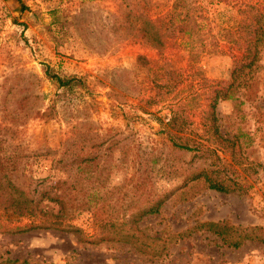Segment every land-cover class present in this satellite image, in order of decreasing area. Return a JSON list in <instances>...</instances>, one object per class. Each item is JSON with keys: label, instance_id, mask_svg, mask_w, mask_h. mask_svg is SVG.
<instances>
[{"label": "rangeland", "instance_id": "1", "mask_svg": "<svg viewBox=\"0 0 264 264\" xmlns=\"http://www.w3.org/2000/svg\"><path fill=\"white\" fill-rule=\"evenodd\" d=\"M118 1L0 0V150L13 155L18 181L22 171L34 178L53 174V160L64 151L68 158L78 152L102 156L100 168L102 163L110 167L108 182L101 185L102 190H110L103 211L109 221L119 216L129 219L132 199L141 196L143 203L151 186L164 196L165 203L160 212L139 220L142 236L137 245L117 239L85 241L84 237L97 231L87 211L73 220L83 231H17L15 226L28 219L12 220V214L0 211V264H264V241L255 238L256 234L264 237V46L251 86L236 92L240 99H222L216 108L222 133L238 142L235 158L227 141L219 143L203 133L202 106H189L190 130L185 133L193 139L190 145L195 139L202 142L200 149L173 146L164 130L170 108L159 101L149 106L156 116L143 110L147 95L156 90L144 86L153 74L137 68L136 61L139 54H146L162 59L167 67H185L188 56L174 48L161 55L128 36L109 40L100 27L108 20L106 9L115 10ZM152 1L157 12L173 2ZM236 1L202 0L210 15L224 24L238 16ZM55 7L63 9L66 24L81 25L72 13L83 14L88 35L55 34ZM223 44V49L204 53L196 61L201 73L193 83L203 76L228 78L235 50ZM45 64L63 76L82 77L89 88L76 86L63 94V88L46 76ZM193 88L189 83L179 95ZM166 95L178 99L173 93ZM52 104L53 112L40 116L38 111ZM148 159L154 161L147 165ZM202 168L216 169L222 178L235 177L246 186L243 191L225 192L209 187L203 178L189 179ZM140 173L147 174L150 182L136 195L133 183L140 180ZM209 173L214 176V171ZM83 175L82 185L93 186V178ZM101 181L102 174L97 182ZM83 190L79 198L85 201ZM218 221L247 228L250 236L237 232L228 236L227 226V230L220 228L221 233L207 227L208 222ZM129 229L130 224H116L103 230L124 233ZM226 234L240 244L227 242Z\"/></svg>", "mask_w": 264, "mask_h": 264}, {"label": "trees", "instance_id": "2", "mask_svg": "<svg viewBox=\"0 0 264 264\" xmlns=\"http://www.w3.org/2000/svg\"><path fill=\"white\" fill-rule=\"evenodd\" d=\"M218 1L229 2L231 0ZM235 3L238 6V16L229 24H224L222 21H218L215 15H210L202 0H173L171 6L161 12L154 10L152 0H119L115 10L106 9L107 16L105 18L108 20L107 22L103 20L100 30L109 40L112 39V36L116 38L128 36L142 46L156 49L161 55L166 49L174 48L185 51L188 56V64L185 67H167L162 59L152 58L146 54H139L136 61L137 68L153 74L151 79H146L144 86L156 90L155 93L147 95L146 107L143 110L156 116V113L150 111L149 106L155 102H165L171 111L168 121L165 122L164 130L173 146L200 149L202 142L195 139V144L190 145L189 141L193 139L185 133L190 130L189 106L195 108L202 106L203 133H209L216 137V141L219 143L227 141L228 143L224 144L235 158V148L238 142L222 133L216 108L222 99H240L236 92L241 88L250 87L252 84L253 74L260 66L261 51L264 46V0H237ZM62 11L61 7H55L52 10V18L57 25L54 30L55 34L67 35L72 31L83 36L88 35L86 25L82 24L84 23L81 19L83 14L72 13L74 19L79 18L81 25L73 22L66 24L62 20ZM57 35L55 36L57 37ZM224 42L230 49L235 50L228 78L210 80L203 76L193 83L196 75L201 73V67L196 64V61H199L204 53L223 49ZM100 46L106 48L105 43L100 42ZM44 66L46 76L57 83L58 87L63 88V94L72 92L76 86L82 85L89 88L82 77L63 76L55 72L50 65L45 64ZM187 69L192 72L185 75L184 71ZM189 83L194 87L191 89L192 91H188L185 95H179L180 90L183 91ZM172 93L178 99H170L171 96L166 95ZM58 95L62 94L58 92ZM92 100L95 106L97 101L94 98ZM240 102L242 103L243 100ZM54 109L55 105L52 104L48 105L42 113L41 111L38 113L40 116H45L53 112ZM196 135L201 136L202 133ZM177 137L182 141H178ZM101 157L97 153L82 156L78 152L76 157L68 158V154L64 151L53 160V174L43 178H34L31 174L22 171L23 177L18 181V165L13 159V155L2 153L0 150V211L12 214L13 216H10L12 220L13 218L16 220L28 219L25 224L15 226L17 231L33 228L83 231L81 227L73 223V220L87 211L89 213L88 221L97 231L84 237L85 241L99 242L117 239V241L122 240L125 243L137 245L141 242L139 240L142 236L139 220L148 214L160 212L165 198L151 186L143 203L140 202L141 196L132 199L133 211L129 219L119 216L116 221L107 220L103 213L106 204L104 199L110 190H102L101 185L106 186L110 167L102 163L100 168ZM154 159H148L146 164L150 165ZM84 163L85 165H83ZM104 170H108V172L103 174ZM215 170L202 168L199 172L190 174L189 179L203 178L209 187L220 191H243L246 185L241 180L235 177L222 178L221 173ZM209 171H214L216 174L213 173L214 176H212ZM83 173H86L89 178H93V186L82 185ZM101 174L102 181L98 183ZM73 175L74 177H70ZM138 177L140 180L136 179L133 183L136 195L139 188L147 187V182H150V177L147 174L143 176L140 173ZM152 183L154 184V181L151 182V185ZM82 190L84 194L85 191L87 194L85 201L79 198ZM98 203H100L99 206H97ZM55 207H57L56 211H54ZM116 224H130V229L124 233L105 232L107 226ZM207 224L208 228L218 233L222 232L221 227L226 230L229 228L232 233L228 229L227 234L232 237L235 232L245 237L250 236L251 232L247 228L229 227L224 221L208 222ZM254 228L255 230L259 229ZM228 236L225 237L227 242L236 246L240 244L241 241L233 240ZM255 238L264 241V237L257 234ZM138 249L142 250L139 246Z\"/></svg>", "mask_w": 264, "mask_h": 264}]
</instances>
